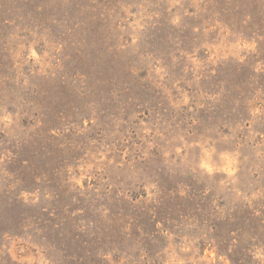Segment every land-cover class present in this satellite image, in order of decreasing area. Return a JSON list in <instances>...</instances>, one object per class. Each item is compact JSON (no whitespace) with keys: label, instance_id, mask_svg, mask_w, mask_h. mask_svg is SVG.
Returning <instances> with one entry per match:
<instances>
[{"label":"rangeland","instance_id":"rangeland-1","mask_svg":"<svg viewBox=\"0 0 264 264\" xmlns=\"http://www.w3.org/2000/svg\"><path fill=\"white\" fill-rule=\"evenodd\" d=\"M0 264H264V0H0Z\"/></svg>","mask_w":264,"mask_h":264}]
</instances>
